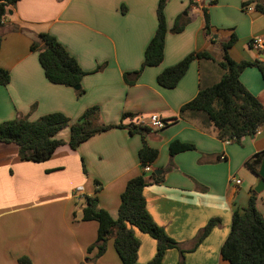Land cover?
<instances>
[{"label": "crops", "instance_id": "crops-1", "mask_svg": "<svg viewBox=\"0 0 264 264\" xmlns=\"http://www.w3.org/2000/svg\"><path fill=\"white\" fill-rule=\"evenodd\" d=\"M240 2L169 0L164 8L163 60L144 68L133 84L127 83L133 76L124 75L141 66L157 27L158 0H20L0 27V69L9 75L7 85H0V123L20 116L34 121L50 113H61L72 123L90 107L98 109L103 125L118 124L125 113L142 124L154 114L168 121L146 136L147 145L158 152L149 167L161 171L162 180L142 191L154 223L179 246L167 250L161 264H229L220 249L232 212L246 206L259 179L245 162L264 150V127L228 143L217 139L213 127L202 129L178 118L180 107L200 88L220 79L216 64L221 59L220 42L234 35L236 41L227 50L233 61L264 63V16L251 7L242 10ZM204 9L209 36L203 29ZM178 15L188 22L172 34ZM41 33L55 37L87 73L80 96L73 88L46 80L37 54L30 50L31 35ZM257 37L263 39V47L255 50L250 41ZM201 51H208L215 62L193 60L174 88L157 84L164 69ZM100 65L104 67L95 72ZM239 81L264 107L259 71L247 67ZM69 137V127L58 132L55 138L65 144L40 163L23 161L16 145L0 143V264H20L21 258L31 264H121L111 239L101 256L95 257V248L87 251L96 240L98 224L82 221V208L86 197L96 196L99 206L116 218L127 181L140 172L142 140L126 129L113 128L73 150ZM174 141L193 145L194 150L170 157ZM234 179L240 181L238 186ZM76 187L82 188L79 195ZM256 208L264 219V190L257 194ZM213 219L217 225L192 249L197 233ZM134 235L139 243L136 261L146 264L155 254L156 242L137 230Z\"/></svg>", "mask_w": 264, "mask_h": 264}, {"label": "trees", "instance_id": "trees-1", "mask_svg": "<svg viewBox=\"0 0 264 264\" xmlns=\"http://www.w3.org/2000/svg\"><path fill=\"white\" fill-rule=\"evenodd\" d=\"M20 0H0V27L3 24L8 11ZM169 0H158L156 8L157 27L143 53V61L140 68L127 75L135 79L146 67L158 66L163 60V48L167 28L164 17V8ZM195 0H189L191 4ZM205 1V0H202ZM209 4L213 0H207ZM242 10L248 7L254 12L264 16V0H240ZM204 33L209 36L211 27L206 9L203 10ZM188 20L178 15L170 32L177 34L183 30ZM234 35L220 42L221 59L216 62L222 71L220 79L213 85L200 88L195 97L182 105L178 118L195 122L202 129L213 127L217 139L223 142H239L241 137L253 136L258 127H264V107L259 100L250 94L239 81V76L247 67L256 68L264 79L263 62H235L227 53V50L235 43ZM30 50L37 54L46 80L55 85L70 87L75 90L76 96H80L83 90L80 86L83 72L76 60L66 49L50 34L41 33L31 35ZM193 60H208L215 62L208 51L194 52L187 55L177 64L164 69L156 77L159 86L174 88L183 77L189 64ZM100 65L95 72L102 69ZM9 82L8 72L0 69V85L5 86ZM98 109L87 108L81 116L70 123L69 118L61 113H50L29 121L26 116L16 117L0 123V143L14 144L17 147L18 157L23 161L40 163L47 161L54 151L64 141L56 139L55 135L69 127L70 137L68 145L76 149L81 143L99 133L113 128L126 129L131 135H139L142 146L138 151L140 172L129 179L120 195V203L116 218L99 206L96 196L86 197L82 208V221H95L98 224L96 240L87 251L96 249L95 257H99L105 251L108 240L113 241L114 249L121 264H138L136 261L139 243L135 238V230L147 234L156 242V251L153 258L146 264H161L164 253L169 249L179 250L178 244L166 236L163 229L158 227L145 207L142 195L143 189L153 183H159L162 175L154 172L145 173L144 168L150 166L157 158L156 149L149 147L146 136L153 129L148 124L133 121L132 114H123L121 122L114 125H103L99 122ZM129 118V123L124 125L123 120ZM176 120V119H174ZM165 125L168 121H164ZM194 150L190 144L174 141L169 145L170 157L175 154ZM264 150L254 154L245 162V165L253 173L257 174ZM97 185V184H96ZM98 189V188H97ZM257 194L253 190L249 192L246 206L241 210H235L231 215V225L228 236L223 242L220 255L229 264H264V219L256 208ZM218 220H210L196 235L193 241L194 249L217 225ZM20 264H31L28 259L21 258Z\"/></svg>", "mask_w": 264, "mask_h": 264}, {"label": "built area", "instance_id": "built-area-1", "mask_svg": "<svg viewBox=\"0 0 264 264\" xmlns=\"http://www.w3.org/2000/svg\"><path fill=\"white\" fill-rule=\"evenodd\" d=\"M250 46L255 49V50H258V49H261L263 47V39L260 38V37H257V38H253L251 41H250ZM148 125L151 127V128H154L156 130H160L162 129L164 126H165V123L164 121L158 116V115H150L148 117ZM261 131H263V128L261 127H258L256 128L255 130V134H258L260 133ZM144 172L145 173H151L152 170L149 166H146L144 168ZM233 183L238 186L240 184V181L238 179H234L233 180ZM82 192V188L81 187H76L75 188V194L76 195H79V193Z\"/></svg>", "mask_w": 264, "mask_h": 264}, {"label": "water", "instance_id": "water-1", "mask_svg": "<svg viewBox=\"0 0 264 264\" xmlns=\"http://www.w3.org/2000/svg\"><path fill=\"white\" fill-rule=\"evenodd\" d=\"M8 14H11V11H8ZM77 89H78V87H75V90H77ZM154 173L160 174L161 171L154 170ZM256 175L258 176L259 179H258V182H257L256 186L254 187L253 191H254V193L258 194L264 190V156L262 157V160H261V163L259 165V168H258Z\"/></svg>", "mask_w": 264, "mask_h": 264}]
</instances>
